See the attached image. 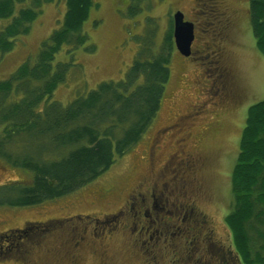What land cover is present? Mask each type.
<instances>
[{
    "label": "rangeland",
    "instance_id": "rangeland-1",
    "mask_svg": "<svg viewBox=\"0 0 264 264\" xmlns=\"http://www.w3.org/2000/svg\"><path fill=\"white\" fill-rule=\"evenodd\" d=\"M93 2L96 6L92 8L83 26L88 37L86 44L74 52L62 49L52 64L56 67L58 64L71 63L65 81L58 85L51 98L63 107L80 96H86L103 82L121 81L150 33H153L155 50H158L168 32L172 14L177 10L184 14L186 21L195 23L197 39L193 49L201 54L195 53L192 59H184L177 50H173L170 59L171 76L165 87L161 109L140 142L124 157L118 159L97 180L65 197L29 207L0 206V233L20 228L26 223L66 221L78 214L113 210V204L95 202L92 197L95 191L105 184L119 192L108 198V201L122 196L138 177L143 176L145 166L141 158L152 137L164 125L176 120L180 123L172 125L168 130L174 136L165 138L160 144L162 159L172 151L173 141L189 135L188 150L203 158L204 167L200 179L213 204H218L220 214L226 217L232 207L231 175L247 111L264 100V55L256 48L248 0H217L220 13L217 15L220 17L212 18L211 23L214 25L207 26L202 25L205 20L196 15L200 8L196 6V0ZM65 3L66 0H42L41 12L31 25L30 32L17 39L12 51L0 55V81L8 79L23 63H34L41 44L61 25ZM30 5L31 0H28L26 6ZM226 19L230 21L229 26ZM10 21H0V29ZM217 47L222 51L220 66H224L228 72V84L233 98L227 93V88L225 90L226 85L222 86L223 80L215 68L217 65L213 53ZM217 77L220 79L215 84L213 80ZM179 131L182 133L179 134ZM28 179L25 172L0 159V186ZM210 211L215 212L214 207ZM80 222L74 220L62 222L51 229H35L33 242H26L25 238L20 242L18 235L10 237L9 242L13 245H21L17 250L12 249L8 255L1 256L0 264H33L35 261L36 264H57L55 260L64 255L65 247L63 241L49 239L54 233H63L61 228L77 226ZM219 225L218 234L222 237L223 245L233 250L230 230L224 224ZM24 242L29 244V248ZM30 247L33 248L32 253L27 255L29 252L26 254L25 249ZM48 247L53 249L52 252H47ZM238 256L234 264H246L243 257ZM112 259L114 264H138L137 261L126 260L122 253H112ZM86 264L94 263L88 260Z\"/></svg>",
    "mask_w": 264,
    "mask_h": 264
},
{
    "label": "trees",
    "instance_id": "trees-1",
    "mask_svg": "<svg viewBox=\"0 0 264 264\" xmlns=\"http://www.w3.org/2000/svg\"><path fill=\"white\" fill-rule=\"evenodd\" d=\"M27 2L0 0V21L11 19L0 29V55L12 51L40 14L42 0ZM248 4L256 48L264 55V0ZM95 6L93 0H66L61 25L34 63L0 81V159L29 177L1 185L0 206L40 205L97 180L140 142L161 109L175 50L172 20L158 50L153 33L145 38L121 81L103 82L66 107L51 100L71 67H53L55 57L86 44L83 26ZM231 193L226 224L233 251L246 264H264V100L247 111Z\"/></svg>",
    "mask_w": 264,
    "mask_h": 264
},
{
    "label": "flooded vegetation",
    "instance_id": "flooded-vegetation-1",
    "mask_svg": "<svg viewBox=\"0 0 264 264\" xmlns=\"http://www.w3.org/2000/svg\"><path fill=\"white\" fill-rule=\"evenodd\" d=\"M199 1L196 0L195 3L200 7L196 15L207 22L203 21L202 25L212 24V18L219 19L217 0H205L202 6ZM225 22L229 26V19ZM191 23L194 26V39L190 56L181 55L184 59H192L195 53L201 54L193 49L197 34L195 23ZM213 55L216 61L214 63L217 65L215 68L223 80L222 86L226 85L225 90L227 88V93L229 92L233 98L228 84V72L224 66L223 68L220 66L221 49L218 50L217 47ZM186 62L190 65L188 61ZM219 79L217 77L213 82L216 84V80ZM177 123L180 122L176 120L166 124L155 133L141 158L145 166L143 176L138 177L122 196H116L112 201H108V198L119 192L105 184L95 191L92 196L95 202L113 204V210L78 214L66 221L26 223L20 228L4 231L0 233V257L8 255L12 249L17 250L21 245L9 242L10 237L14 235H18L20 242L24 238L26 242H33L35 229H51L62 222L76 220L81 221L79 225L61 228L60 231L63 233H54L51 239L48 238L49 241H63L65 253L55 260L57 264H86L88 260L94 264H114L111 262L112 253H122L126 260L137 261L138 264L237 262L238 258L234 251L223 245L222 237L218 234V228L221 227L219 224H224L229 230L226 224L227 216L220 214L219 205L213 204L204 182L200 179L204 167L203 158L188 150L190 136L184 134L185 138L173 141L172 151L162 159L160 144L165 138L174 136V133L168 130ZM163 131L165 134H162ZM180 131L179 134L184 132ZM213 207L215 212L210 211ZM63 236L68 237L61 238ZM5 243L9 244L5 246ZM25 245L29 248V244ZM28 250L25 249L26 254L29 252L27 255H31L33 248L30 247ZM52 250L48 247L47 252L50 253ZM33 264H36V261Z\"/></svg>",
    "mask_w": 264,
    "mask_h": 264
},
{
    "label": "water",
    "instance_id": "water-1",
    "mask_svg": "<svg viewBox=\"0 0 264 264\" xmlns=\"http://www.w3.org/2000/svg\"><path fill=\"white\" fill-rule=\"evenodd\" d=\"M173 20V41L176 50L184 57L190 56L191 44L194 39V26L190 22L184 21L181 12H176L172 16Z\"/></svg>",
    "mask_w": 264,
    "mask_h": 264
}]
</instances>
